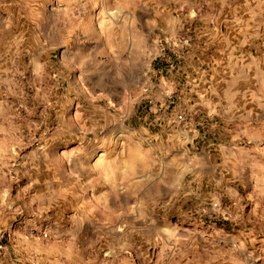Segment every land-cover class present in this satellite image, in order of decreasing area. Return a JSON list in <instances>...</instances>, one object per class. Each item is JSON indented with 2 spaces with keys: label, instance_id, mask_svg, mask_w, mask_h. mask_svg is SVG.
Instances as JSON below:
<instances>
[{
  "label": "rangeland",
  "instance_id": "obj_1",
  "mask_svg": "<svg viewBox=\"0 0 264 264\" xmlns=\"http://www.w3.org/2000/svg\"><path fill=\"white\" fill-rule=\"evenodd\" d=\"M0 245L264 264V0H0Z\"/></svg>",
  "mask_w": 264,
  "mask_h": 264
},
{
  "label": "clouds",
  "instance_id": "obj_2",
  "mask_svg": "<svg viewBox=\"0 0 264 264\" xmlns=\"http://www.w3.org/2000/svg\"><path fill=\"white\" fill-rule=\"evenodd\" d=\"M105 255H106V256H107V255H111V253L109 252V253H106ZM213 259H214L215 261H220V262H222V264H223V262H224V255L217 254V255H215V256L213 257Z\"/></svg>",
  "mask_w": 264,
  "mask_h": 264
},
{
  "label": "built area",
  "instance_id": "obj_3",
  "mask_svg": "<svg viewBox=\"0 0 264 264\" xmlns=\"http://www.w3.org/2000/svg\"><path fill=\"white\" fill-rule=\"evenodd\" d=\"M178 117L180 118V115H178ZM2 248V245H0V249Z\"/></svg>",
  "mask_w": 264,
  "mask_h": 264
}]
</instances>
